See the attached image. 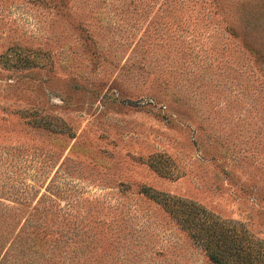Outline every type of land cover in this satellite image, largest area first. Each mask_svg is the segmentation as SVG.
Segmentation results:
<instances>
[{"label":"rangeland","instance_id":"rangeland-1","mask_svg":"<svg viewBox=\"0 0 264 264\" xmlns=\"http://www.w3.org/2000/svg\"><path fill=\"white\" fill-rule=\"evenodd\" d=\"M191 210L264 255V0H0V264H216Z\"/></svg>","mask_w":264,"mask_h":264},{"label":"trees","instance_id":"trees-1","mask_svg":"<svg viewBox=\"0 0 264 264\" xmlns=\"http://www.w3.org/2000/svg\"><path fill=\"white\" fill-rule=\"evenodd\" d=\"M146 194H150V190L146 189L144 191ZM155 198H159L158 194H151ZM161 199V198H160ZM160 201H164L163 198ZM167 205L169 202L164 201ZM183 214L180 213L182 217L185 216V207L181 208ZM173 214L177 215V212L173 209L171 210ZM200 211L197 213H194V211H189L187 213V216L184 218V221L186 224H188V228L193 225V222L195 221L197 233L199 234L200 238L203 239L204 242H206L207 251L210 256V258L216 263V264H264V255L258 254L253 257V255L250 253H246V250L244 249L243 244L241 243V240L236 239L231 236L230 234L226 235V232L219 229H214L213 225L215 222L210 221L209 217L202 211L203 218L200 221V218L202 215H200ZM199 218H196V216ZM194 215V216H193ZM191 218V219H190ZM204 219V220H203ZM209 220V221H208ZM201 224L200 226H197ZM192 229V228H190ZM218 231V232H217ZM233 242L235 244L236 252H233V254H242V256H237V258H231L230 254H228L229 247L227 248V243ZM232 252V251H231Z\"/></svg>","mask_w":264,"mask_h":264}]
</instances>
